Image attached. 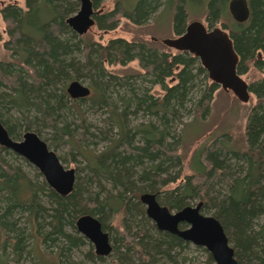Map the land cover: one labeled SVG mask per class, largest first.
Segmentation results:
<instances>
[{
	"label": "trees",
	"instance_id": "1",
	"mask_svg": "<svg viewBox=\"0 0 264 264\" xmlns=\"http://www.w3.org/2000/svg\"><path fill=\"white\" fill-rule=\"evenodd\" d=\"M229 1L115 0L112 10L95 14L100 29L112 30L121 17L142 25L169 10L173 31L180 35L189 10L205 7L209 28L221 23L230 33L239 55L238 73L254 69L263 74L249 83L256 103L247 116L242 145L227 133L212 138L194 152L192 173L167 188L183 179L184 114L207 118L219 87L199 58L121 37L106 43L86 40L67 24L79 9L78 0H25V7L2 0L7 39L0 30V40L10 59H0V121L14 139L31 130L54 150L59 145L49 137L48 127L53 128L74 141L85 164L76 172L74 190L62 196L37 169L31 175L25 159L0 146V263L19 264L26 258L33 264L104 262L107 256L97 255L75 224L79 216L92 214L109 233L118 216V229L110 234L118 264H186L191 243L159 230L146 214L140 196L155 193L174 210L198 198L202 211L224 226L239 264H264V0H248L246 22L232 18ZM92 2L95 9L102 0ZM135 60L144 71L138 76L160 85L163 95L137 84V76L106 69L107 64ZM75 79L89 80L88 97L69 95L67 85ZM84 105L95 111L106 108V126L92 125L82 112ZM139 113L142 121L132 125L130 116ZM89 140L106 144L97 150ZM85 245L84 259L74 255ZM204 251L207 264H215Z\"/></svg>",
	"mask_w": 264,
	"mask_h": 264
},
{
	"label": "water",
	"instance_id": "2",
	"mask_svg": "<svg viewBox=\"0 0 264 264\" xmlns=\"http://www.w3.org/2000/svg\"><path fill=\"white\" fill-rule=\"evenodd\" d=\"M76 13L68 17L67 24L78 35H84L95 25L96 11L92 0H78ZM232 18L246 22L250 17L248 0H230ZM167 46L188 51L197 56L212 82L225 90H231L242 102L250 100L249 83L237 71V54L230 33L221 26L208 28L204 22L194 20L185 31L173 38L163 39ZM91 87L79 79L67 85V92L74 99L88 97ZM0 146L10 149L38 169L46 183L62 196L69 195L75 187L76 169L65 167L59 155L34 131L24 132L21 139H14L0 121ZM141 202L147 216L161 231L178 235L196 246L204 247L215 264H239L235 250L222 223L213 215L202 212L203 202L187 205L179 210L161 204L155 193H143ZM76 227L86 237L100 256H109L113 250L110 233L104 230L101 221L92 214L78 217Z\"/></svg>",
	"mask_w": 264,
	"mask_h": 264
},
{
	"label": "rangeland",
	"instance_id": "3",
	"mask_svg": "<svg viewBox=\"0 0 264 264\" xmlns=\"http://www.w3.org/2000/svg\"><path fill=\"white\" fill-rule=\"evenodd\" d=\"M17 3L25 7V0H17ZM1 6L2 0H0V30L3 32L4 39H7V34L5 33L4 29L6 27L5 22L1 16ZM115 6V0H102L100 6L95 8V11L98 13H105L112 10ZM191 8L189 10V17L187 23H190L194 20H200L205 23V25L209 28V25L205 19L206 9L203 7L201 11L194 10L195 13L192 12ZM196 9V8H195ZM215 26H221V23H217ZM177 35L173 31L172 26V13L169 10L165 12H161L149 20L147 23L142 25H137L131 22L130 20L121 17L118 26L112 30H103L100 29L95 23V25L85 34L86 40H93V41H100V42H108L110 39L113 38H125L127 40L133 41H146L154 46L159 48H163L167 51H176L175 49L167 46L163 43V39L165 38H173ZM0 59H10V53L4 48V40H0ZM106 69L113 74L116 75H127L131 74L138 77L137 84L141 85L142 87H149L150 93H153L155 96L163 95V90L160 85L155 84L152 85L149 80H144L140 78L138 75L143 74V70L140 67L138 61H132L126 65L120 64H107ZM262 73L252 69L249 74L242 75L243 78L250 83L251 81L261 78ZM83 83L89 85L88 79H79ZM206 83V80H204ZM115 90L121 89L119 86H115ZM122 90V89H121ZM117 96V95H116ZM114 97L113 100H118V97ZM250 100L248 102H242L239 100L236 95L231 90H225L220 85L214 94V99L211 105V110L207 118L200 119L194 118L193 113L184 115V121L186 123L185 126L181 125L180 128L183 129V145H182V155L184 157V165L182 169V178L191 174V165H192V158L194 152L199 149L203 144L209 142L212 138L222 135V134H229L233 139L237 142V144L243 143L244 134H245V127L247 122V116L252 108V106L256 103V97L253 93L250 94ZM117 103V102H116ZM82 112L86 115L87 120L92 123V125L105 127V117L108 115L106 108L105 110L99 109L95 111L89 106L84 105L82 108ZM12 113V112H11ZM143 115L139 113L138 115H131L130 121L132 125H135L140 120L142 121ZM77 121V120H76ZM176 127V125H175ZM71 128H75V124L71 125ZM178 128V130L180 129ZM116 132V129H114ZM49 137L54 140L55 144L59 145L58 148H54V151L57 152L59 156L62 157V163L65 167L68 168H75L76 172L79 174V170L83 169V165L85 164V159L82 155L76 154V148L74 147V141L70 140L69 137L64 136L60 137L58 134L54 133L53 128L48 127ZM47 133V134H48ZM114 134V133H113ZM76 138L78 137V133L75 132ZM62 140L59 142V139ZM94 141H96L94 139ZM89 143L90 140L88 141ZM84 144V143H83ZM94 146L91 148H95L97 150L103 149L105 147V141L97 142V144L91 143ZM23 158V157H22ZM24 159V158H23ZM27 161V160H26ZM27 171L34 175L36 172L32 164L27 161V164L22 162ZM38 170V169H37ZM174 171V168H172ZM84 174H81L83 177ZM184 178L178 180L176 183H172L167 188H175L178 184H182ZM220 187H223L220 186ZM115 193V192H114ZM199 202L198 198L191 202V205H195ZM206 214L204 211H202ZM211 215V214H207ZM118 216L112 218L113 221V231H110V234L115 235L116 230L118 229L117 225L119 224ZM24 218H22V221ZM152 222V220L150 219ZM93 245V244H92ZM94 248V246H93ZM89 246L85 245L80 250L77 251L74 255L77 257H82L84 259V254L88 251ZM204 247L196 246L191 243L190 248L187 249V260L186 264H207V253L204 251ZM95 250V249H94ZM10 257L11 254L9 253ZM9 257V258H10ZM12 259V257H11ZM11 263H15V261L10 260ZM87 264L90 261H86ZM99 264H118L119 260L117 256L113 253L106 257L104 262H98ZM2 264V263H0ZM19 264H33V260L31 258H26L21 260Z\"/></svg>",
	"mask_w": 264,
	"mask_h": 264
}]
</instances>
